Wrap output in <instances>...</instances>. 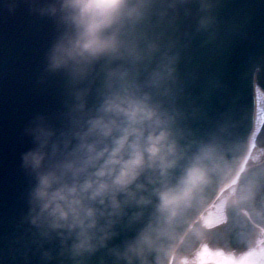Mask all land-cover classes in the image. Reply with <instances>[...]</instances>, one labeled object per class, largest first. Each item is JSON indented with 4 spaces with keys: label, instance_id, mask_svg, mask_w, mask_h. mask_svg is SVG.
I'll return each instance as SVG.
<instances>
[{
    "label": "clouds",
    "instance_id": "1",
    "mask_svg": "<svg viewBox=\"0 0 264 264\" xmlns=\"http://www.w3.org/2000/svg\"><path fill=\"white\" fill-rule=\"evenodd\" d=\"M218 3L43 0L35 9L60 29L45 70L66 74L68 94L60 126L41 113L24 130L33 141L21 154L32 178L26 219L42 241H58L66 264L100 255L102 264H204L217 206L221 223L235 211L255 236L243 254L219 252L264 264V143L226 121L204 134L189 127L198 110L181 104V54L159 38L195 4L194 31L213 39ZM189 239L198 242L190 253Z\"/></svg>",
    "mask_w": 264,
    "mask_h": 264
},
{
    "label": "water",
    "instance_id": "2",
    "mask_svg": "<svg viewBox=\"0 0 264 264\" xmlns=\"http://www.w3.org/2000/svg\"><path fill=\"white\" fill-rule=\"evenodd\" d=\"M43 0H0V264H66L58 241L41 240L27 222V190L32 178L21 167V154L33 147L24 130L37 114L53 124L63 123L68 94L63 72L48 74L46 54L59 35L57 22L41 16ZM193 15L180 14L171 27L160 30V40L176 48L181 81V104L197 108L187 124L197 134L207 133L226 121L238 137L252 132L255 122V64H264V0H219L215 8L214 38L194 31ZM264 86V71L259 75ZM256 141L264 143V126ZM225 227L208 233L216 247L241 252L253 240L251 229L230 211ZM198 246L189 239L184 252ZM103 256L94 264H102Z\"/></svg>",
    "mask_w": 264,
    "mask_h": 264
},
{
    "label": "snow or ice",
    "instance_id": "3",
    "mask_svg": "<svg viewBox=\"0 0 264 264\" xmlns=\"http://www.w3.org/2000/svg\"><path fill=\"white\" fill-rule=\"evenodd\" d=\"M253 66H254V71H253V86H256L257 87V90L262 92L261 99H262V102H264V86H261L259 84V75H260V73L262 71H264V64H255L253 62ZM261 111L264 112V109H262ZM262 122H264V117H262ZM253 146H255V144H253ZM206 223H208L209 226L214 225L207 218H206ZM207 253H208V249H204V254H207ZM215 255L221 257L223 264H234L233 259L231 257L225 256L223 253L218 252V253H215Z\"/></svg>",
    "mask_w": 264,
    "mask_h": 264
},
{
    "label": "bare ground",
    "instance_id": "4",
    "mask_svg": "<svg viewBox=\"0 0 264 264\" xmlns=\"http://www.w3.org/2000/svg\"><path fill=\"white\" fill-rule=\"evenodd\" d=\"M262 92L258 91L256 88V116L253 127V142L255 143L256 137L259 135L261 128L263 126L262 117H264V112L261 110L264 109V102L261 99Z\"/></svg>",
    "mask_w": 264,
    "mask_h": 264
},
{
    "label": "rangeland",
    "instance_id": "5",
    "mask_svg": "<svg viewBox=\"0 0 264 264\" xmlns=\"http://www.w3.org/2000/svg\"><path fill=\"white\" fill-rule=\"evenodd\" d=\"M222 209L219 207V206H217V208L215 209V210H213L212 208L209 210V212H208V215H207V219L208 220H213L214 218H216V217H219L220 219H219V221L222 219L223 220V215H221L222 213ZM217 256V255H216ZM219 259H220V261L219 262H216V264H223V262H222V260H221V257H218ZM254 259H255V257H254ZM204 260V263H209V262H212V260L211 259H203ZM215 261V260H214Z\"/></svg>",
    "mask_w": 264,
    "mask_h": 264
}]
</instances>
